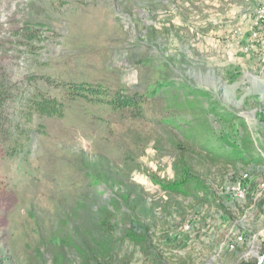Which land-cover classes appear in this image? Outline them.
Instances as JSON below:
<instances>
[{"label":"rangeland","instance_id":"374dc122","mask_svg":"<svg viewBox=\"0 0 264 264\" xmlns=\"http://www.w3.org/2000/svg\"><path fill=\"white\" fill-rule=\"evenodd\" d=\"M262 2L0 0V264H77L114 199L173 264H264ZM22 19L45 24L34 47ZM66 80L146 101L33 111L38 91L69 105Z\"/></svg>","mask_w":264,"mask_h":264},{"label":"trees","instance_id":"16d2710c","mask_svg":"<svg viewBox=\"0 0 264 264\" xmlns=\"http://www.w3.org/2000/svg\"><path fill=\"white\" fill-rule=\"evenodd\" d=\"M25 21V19H22ZM44 22L34 23L26 20L20 31L13 32L14 39L22 41L28 48L34 47V43L39 42L42 38L45 28ZM50 77L47 81L51 82ZM59 85H65V97L69 98V105L58 97H47L44 92L38 91L29 99L33 107V111H37L43 117H64L67 112L66 107L71 104L92 103L101 105L106 103L115 109L123 108H139L146 101V96L140 94H128L123 91H112L111 88L104 83L95 81H59ZM64 88V87H63ZM2 94V93H1ZM81 102V103H79ZM136 116H142L141 113ZM233 152V153H232ZM234 154V155H231ZM223 153L219 155H208L211 160H218L224 157ZM242 152L235 153V149L230 152L228 160L234 166L243 160ZM256 163L262 160H254ZM187 165V164H186ZM246 165V164H245ZM191 166H186V173L192 175ZM173 187H169L170 190ZM208 196H206L207 198ZM251 196L249 195L248 198ZM205 200L207 201L208 199ZM135 218L134 208L128 201L121 202L114 199L111 203L104 207L101 211L100 219L97 223L96 240L99 243L95 248L87 247L82 250L77 264H134L128 256L118 254L113 245L119 244L124 240H130L142 252L145 264H173L168 256L162 251L159 243L150 235V227H144L141 231H137L129 226L130 222ZM103 244V245H101ZM113 244V245H112ZM175 264V263H174ZM250 264V263H248ZM252 264V263H251Z\"/></svg>","mask_w":264,"mask_h":264},{"label":"crops","instance_id":"0c3cea01","mask_svg":"<svg viewBox=\"0 0 264 264\" xmlns=\"http://www.w3.org/2000/svg\"><path fill=\"white\" fill-rule=\"evenodd\" d=\"M263 3L264 2H262L259 6H261ZM256 23H257L256 30H255L252 38L260 40V39H262L261 37L264 35V31H262V29H264V26H263L264 24L259 17L257 18Z\"/></svg>","mask_w":264,"mask_h":264},{"label":"built area","instance_id":"2783aa9c","mask_svg":"<svg viewBox=\"0 0 264 264\" xmlns=\"http://www.w3.org/2000/svg\"><path fill=\"white\" fill-rule=\"evenodd\" d=\"M258 43H260V44H261V43H264V41H258Z\"/></svg>","mask_w":264,"mask_h":264}]
</instances>
